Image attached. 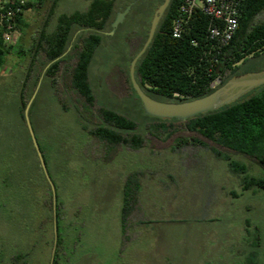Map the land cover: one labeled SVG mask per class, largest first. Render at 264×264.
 <instances>
[{"label": "rangeland", "instance_id": "obj_1", "mask_svg": "<svg viewBox=\"0 0 264 264\" xmlns=\"http://www.w3.org/2000/svg\"><path fill=\"white\" fill-rule=\"evenodd\" d=\"M90 1L59 0L49 31L55 29L57 15L84 11ZM131 2L118 0L115 14ZM156 2L148 4L142 18H131L130 11L114 34H109L112 28L103 32L90 66L97 105L89 129L101 124L100 107L111 108L139 124L137 131L146 139L139 152L123 147L108 156L104 145L83 130L77 103L66 86L73 60L62 63L56 90L40 54L24 89L30 59L7 56L0 73V252L7 261L28 253L29 264H53L56 256L57 264H241L250 250V236L259 230L264 263V190L244 191L241 178L229 171L227 162L206 148L174 152L171 146L177 137L198 136L179 122L175 123L180 130L170 139L164 140L165 134L154 138L147 127L154 120L143 115L132 89L130 100L109 94L107 88H119L121 73L130 83V64L147 40ZM49 9L50 3L26 12L30 26L19 42L33 46ZM262 21L264 12L256 18ZM91 32L75 28L64 56ZM262 68L264 57H250L240 72ZM22 96L28 103L32 100L31 122L48 176L21 117ZM153 139L165 144L151 148ZM225 152L248 164L253 174L263 172L250 158ZM135 172L145 177L137 212L125 228V184Z\"/></svg>", "mask_w": 264, "mask_h": 264}, {"label": "trees", "instance_id": "obj_2", "mask_svg": "<svg viewBox=\"0 0 264 264\" xmlns=\"http://www.w3.org/2000/svg\"><path fill=\"white\" fill-rule=\"evenodd\" d=\"M117 1L91 0L84 11L57 15L56 27L52 31H49L48 27L56 15L59 0H26L20 3L23 12L19 14L17 24L23 32L30 26L26 19L28 10H40L48 3L50 9L39 37L33 39V46L26 47L20 41L16 46L6 47L3 45L0 31V73L8 55L29 58V69L23 85L26 89L33 70L38 67L39 55L43 54L46 64L49 65L46 77L57 90L62 63L73 60L74 63L67 72L66 86L77 103L83 130L105 146L116 148L126 145L139 150L144 147L146 139L141 133L136 132L138 123L113 109L101 107L98 116L102 123L93 129L88 127V123L94 117L93 109L97 98L90 79V66L105 37L103 32L112 28ZM152 1H157L156 4L159 5L164 0H133L130 17L140 16ZM182 3L183 0H172L152 44L136 66L137 81L149 95L158 100L188 101L208 95L214 91L210 86L214 80L220 77L222 86L233 76L242 74L240 66L246 63L248 58L257 59L264 54V21L256 22V18L264 12V0L243 2L237 32L230 43L220 51L212 48L218 45L210 38L208 32L213 22L202 13H196L192 17L181 38L173 37V22L178 17V9ZM75 28L91 29L93 32L82 35L72 52L65 57ZM145 36L148 37V30ZM193 41L197 44H193ZM134 94L138 97L135 91ZM27 104L25 97L22 96L23 121ZM150 119L158 121L148 128L149 133L158 139L165 134L164 140H168L180 130L175 119ZM185 128L198 136L177 137L174 140L175 148L187 145L206 146L207 140L214 145L244 155L255 161L263 172L253 174L249 165L242 160L212 148L217 158L227 162L229 171L241 178L244 191L253 188L264 190V86L230 106L190 119ZM141 175V172H135L126 180L125 205L122 211L125 228L128 227L133 214L137 212ZM234 195L237 196L236 193ZM50 207L53 209V200ZM249 245L250 250L241 264H264L259 230L253 238L250 236ZM28 256V253H18L7 261L4 253L0 252V264H29ZM53 264H57V256Z\"/></svg>", "mask_w": 264, "mask_h": 264}, {"label": "water", "instance_id": "obj_3", "mask_svg": "<svg viewBox=\"0 0 264 264\" xmlns=\"http://www.w3.org/2000/svg\"><path fill=\"white\" fill-rule=\"evenodd\" d=\"M171 2L172 0H164L157 6L151 19L148 37L144 47L131 62L130 74L132 78V84L136 94L141 100L144 115L166 120L175 119L187 125L190 119L196 118L201 114L214 112L226 106H230L248 96L258 88L264 86V70H261L235 75L225 84L214 89V91L210 94L197 99L188 101H163L153 98L151 95H149L136 79V66L138 61L143 57L152 44L162 19L165 16ZM131 8L132 5H129L124 11L117 13L116 18L112 23V31L109 34L112 35L115 33L119 24L124 21L126 15L131 11ZM31 105L32 100H30L25 107L24 117L33 145L39 157L41 168L46 176H48L47 164L44 154L40 148L31 122Z\"/></svg>", "mask_w": 264, "mask_h": 264}, {"label": "built area", "instance_id": "obj_4", "mask_svg": "<svg viewBox=\"0 0 264 264\" xmlns=\"http://www.w3.org/2000/svg\"><path fill=\"white\" fill-rule=\"evenodd\" d=\"M26 0H0V31H2L3 45L16 46L22 37L21 27L17 24L19 14L23 12ZM245 0H183L178 9V17L173 22L172 34L174 38H181L185 28L196 13H202L211 18L212 24L208 32L210 38L218 46L212 48L219 51L234 38L239 27L240 8ZM193 44H197L193 41ZM219 77L211 83V88L221 86ZM178 96V94H176Z\"/></svg>", "mask_w": 264, "mask_h": 264}, {"label": "flooded vegetation", "instance_id": "obj_5", "mask_svg": "<svg viewBox=\"0 0 264 264\" xmlns=\"http://www.w3.org/2000/svg\"><path fill=\"white\" fill-rule=\"evenodd\" d=\"M129 5H132V8H133V5H134V2H131ZM129 5H127V6H129ZM127 6H126V8H127ZM125 8V9H126ZM132 8H131V10H132ZM124 9V10H125ZM123 10V11H124ZM145 12V11H144ZM144 12H142V14L140 15V18H142V16H143V14H144ZM117 13L118 12H116V14H115V16L117 15ZM115 18V17H114ZM114 20V19H113ZM131 51H132V53L134 52V49H133V47H131ZM137 56V55H136ZM135 56V57H136ZM262 57H264V54L263 55H261ZM260 56V57H261ZM134 57V58H135ZM133 61V60H132ZM130 67H131V64H130ZM261 70H264V68H262V69H260L259 71H261ZM130 74V73H129ZM127 74H125V73H121V76H120V79H119V88L118 89H115V88H113V87H109V88H107L108 89V91H109V94H110V96L111 95H117L118 97H122V98H128V100H130V98L132 97L131 96V94H129V89H132V91L134 92L135 91V89H134V87H133V84H132V78H131V74H130V83H129V80L127 79V76H126ZM138 77H137V74H136V79H137ZM134 89V90H133ZM146 91V90H145ZM136 92V91H135ZM153 95V94H152ZM137 99L139 100V98L137 97ZM140 101V100H139ZM96 105H97V102H95V106H94V108L96 107ZM126 105L128 106V105H130V103H129V101L126 103ZM104 107V106H103ZM101 108V107H100ZM106 108H108V107H106ZM109 109H111V108H109ZM142 113H143V109H142ZM143 115H144V113H143ZM145 117H147V118H154V117H149V116H146V115H144ZM153 120V119H152ZM172 120H174V119H172ZM158 121H156V120H154V122L152 123V124H149L147 127L149 128V126L150 125H153V124H155V123H157ZM177 122H179V121H177ZM102 123V122H101ZM181 125L183 124V123H181V122H179ZM183 126H186L185 124H183ZM139 128V124H138V127H137V129ZM136 132H138L137 130H136ZM187 132H189V133H192V132H190V131H188L187 130ZM140 133V132H139ZM142 134V133H141ZM194 134V133H193ZM143 135V134H142ZM144 136V135H143ZM154 137V136H153ZM154 138H156V137H154ZM98 142H100V141H98ZM150 142V147L151 148H158V147H160L161 146V144H165V143H162L160 140H158V139H153L152 141H149ZM209 141H207L206 140V143H208ZM102 145H104L102 142H100ZM146 144V143H145ZM213 144V143H212ZM98 147L100 146V145H97ZM171 146V145H170ZM123 147H127V148H129L128 146H126V145H120V146H118V147H116V148H114V147H109V146H105L104 145V152H105V154H107L108 156H111V154L113 153V152H119V150H121V148H123ZM144 147H145V145H144ZM143 147V148H144ZM197 147H202V148H206L207 150H210L212 153H213V155L217 158V156L214 154V152H213V150H212V148H217L218 150H221L222 152H225V150H228V151H231V150H229V149H226V148H224V147H221V146H218V145H214L213 144V146H209V144H207L206 146H195V145H187V146H184V147H181V148H175L174 147V143H173V145L171 146V148L174 150V152H179V150H184V149H187V148H197ZM142 148V149H143ZM130 150H133V151H141L142 149H139V150H134V149H131V148H129ZM233 152V151H232ZM225 153H227V152H225ZM217 159H219V158H217ZM219 160H221V159H219ZM142 173V175L140 176V180H141V186H142V182H143V179H144V177H145V175L143 174V172H141Z\"/></svg>", "mask_w": 264, "mask_h": 264}]
</instances>
